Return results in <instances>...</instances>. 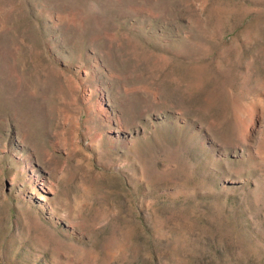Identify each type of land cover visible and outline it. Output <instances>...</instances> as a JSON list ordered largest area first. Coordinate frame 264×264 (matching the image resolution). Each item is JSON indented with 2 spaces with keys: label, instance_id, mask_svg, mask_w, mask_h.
Listing matches in <instances>:
<instances>
[{
  "label": "rangeland",
  "instance_id": "1",
  "mask_svg": "<svg viewBox=\"0 0 264 264\" xmlns=\"http://www.w3.org/2000/svg\"><path fill=\"white\" fill-rule=\"evenodd\" d=\"M0 264H264V0H0Z\"/></svg>",
  "mask_w": 264,
  "mask_h": 264
}]
</instances>
